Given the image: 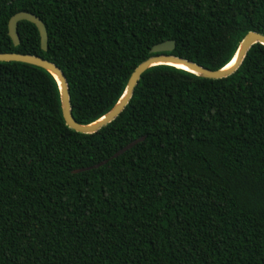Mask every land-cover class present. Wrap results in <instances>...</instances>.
<instances>
[{"label":"trees","instance_id":"16d2710c","mask_svg":"<svg viewBox=\"0 0 264 264\" xmlns=\"http://www.w3.org/2000/svg\"><path fill=\"white\" fill-rule=\"evenodd\" d=\"M19 11L47 50L26 20L13 44ZM249 31L264 35V0H0V52L58 66L81 124L154 44L215 70ZM0 264H264V45L218 79L151 66L93 133L66 125L51 73L0 61Z\"/></svg>","mask_w":264,"mask_h":264},{"label":"water","instance_id":"95a60500","mask_svg":"<svg viewBox=\"0 0 264 264\" xmlns=\"http://www.w3.org/2000/svg\"><path fill=\"white\" fill-rule=\"evenodd\" d=\"M21 20L29 21L36 26L40 37V47L43 51L47 50L48 36L46 26L37 15L28 11L16 12L8 20V35L11 38L13 44L18 45L20 42L17 32V24ZM257 42L264 45V35L255 31L247 32L239 41L237 49L231 59H234L235 63H233L229 67H226V65L231 61L230 60L225 66L215 70L207 69L199 64H196L195 62L171 54L170 52L175 48V41L172 39H167L158 42L154 44L150 49V53H152L153 55L139 63L132 71L126 83L125 89L122 95L119 97L118 101L101 117L87 124L78 123L73 118L71 113V104L67 81L63 72L54 63L37 55L20 54L15 52H0V61H18L27 64H32L41 67L51 73V75H53L58 84L61 112L66 125L78 132L93 133L96 132L102 126L111 122L122 112V110L128 103L132 95L133 89L137 84L141 74L151 66L158 64H166L189 71L201 77L212 79L223 78L230 75L238 68L243 58L245 57L247 50ZM143 139L144 136L129 142L128 144L120 148L118 151H116L111 157L113 158L118 156L125 150L134 146L136 143L142 141ZM105 161L106 160L76 171H82L97 167L99 165H102Z\"/></svg>","mask_w":264,"mask_h":264},{"label":"bare ground","instance_id":"6f19581e","mask_svg":"<svg viewBox=\"0 0 264 264\" xmlns=\"http://www.w3.org/2000/svg\"><path fill=\"white\" fill-rule=\"evenodd\" d=\"M233 60H234V59H233ZM233 60H231V61L226 65V67L231 66V65L233 64ZM178 66H181V65H178Z\"/></svg>","mask_w":264,"mask_h":264},{"label":"snow or ice","instance_id":"6c2138e0","mask_svg":"<svg viewBox=\"0 0 264 264\" xmlns=\"http://www.w3.org/2000/svg\"><path fill=\"white\" fill-rule=\"evenodd\" d=\"M233 63H235V60H233Z\"/></svg>","mask_w":264,"mask_h":264}]
</instances>
